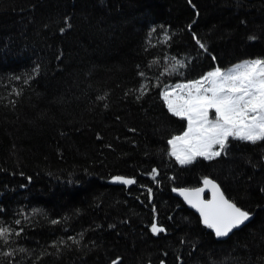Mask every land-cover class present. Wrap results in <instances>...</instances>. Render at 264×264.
Returning a JSON list of instances; mask_svg holds the SVG:
<instances>
[{"label": "trees", "instance_id": "1", "mask_svg": "<svg viewBox=\"0 0 264 264\" xmlns=\"http://www.w3.org/2000/svg\"><path fill=\"white\" fill-rule=\"evenodd\" d=\"M257 58L264 0H0V264H264V142L181 165L162 95ZM205 178L225 241L173 194Z\"/></svg>", "mask_w": 264, "mask_h": 264}, {"label": "snow or ice", "instance_id": "2", "mask_svg": "<svg viewBox=\"0 0 264 264\" xmlns=\"http://www.w3.org/2000/svg\"><path fill=\"white\" fill-rule=\"evenodd\" d=\"M162 95L169 111L187 120L188 130L169 141L171 154L181 165H190L197 157L211 160L220 156L230 137L251 144L264 142V59L246 61L227 72L216 68L201 79L166 89ZM213 110L215 116L210 119ZM217 145L219 150H214ZM114 182L131 185L135 180L118 176ZM204 184L212 188L211 201L200 198L203 189L181 190L180 195L200 212L203 223L217 237L228 236L250 220L251 214L225 199L217 184L207 178ZM152 231L158 234L164 229L153 225ZM11 234L12 230L0 226V240L7 243ZM113 264H119V260Z\"/></svg>", "mask_w": 264, "mask_h": 264}, {"label": "water", "instance_id": "3", "mask_svg": "<svg viewBox=\"0 0 264 264\" xmlns=\"http://www.w3.org/2000/svg\"><path fill=\"white\" fill-rule=\"evenodd\" d=\"M124 178H125V177H124ZM208 179L211 180V181H213L215 184H217V185L219 186V184H218L216 181H214L213 179H211V178H208ZM112 184H114V185H119V186H125V187H127V188H130V187L133 185V184H131V185H125V184H121V183H118V182H114V179L112 180ZM196 189H203V192L200 194V198H201L202 200H204L205 202H207V201H211V200H212V198H213L212 188H211L210 185L206 186V185L204 184V182H203L199 187H197V188H191V189H190V188L176 189V190L174 191L173 194H174L177 198H179V199H180V200H181V201H182V202H183V203H184V204H185L190 210H192L194 213H196V214L200 217V219H201V221H202V223H203V218H202L200 212H199L196 208L192 207V205L188 203V201L185 199L184 196L180 195L181 190H190V191H194V190H196ZM219 190H220V192L223 193L225 199H228L227 196L224 194V192H223V190L221 189L220 186H219ZM228 200H229V199H228ZM229 201H230V200H229ZM230 202H231V201H230ZM232 203H233V202H232ZM251 219H252V216H251L250 220H251ZM250 220H248L244 225H246ZM203 224H204V223H203ZM204 225H205V224H204ZM244 225H242V226L239 227V228L233 229V231L230 232L229 235L226 236V237H217V236L215 235L214 230L211 229V231L214 233V235H215V237L217 238V240H219V241H225V240L229 239L230 236H231L234 232L240 230ZM205 226H206V225H205ZM206 227H207V226H206Z\"/></svg>", "mask_w": 264, "mask_h": 264}, {"label": "rangeland", "instance_id": "4", "mask_svg": "<svg viewBox=\"0 0 264 264\" xmlns=\"http://www.w3.org/2000/svg\"><path fill=\"white\" fill-rule=\"evenodd\" d=\"M258 59V58H257ZM250 60H254V59H247V60H244V61H241V62H238V63H236V64H234V65H232V66H230V67H228V68H226V69H221L222 71H225V72H227V71H229V70H231V69H233L236 65H238V64H241V63H244V62H246V61H250ZM216 69V68H215ZM215 69H213V70H211V71H214ZM202 78V77H201ZM200 78V79H201ZM188 83V82H187ZM181 84H184V83H181ZM171 88H174V86H172V87H169L168 89H171ZM165 101V100H164ZM166 103V102H165ZM166 106H167V104H166ZM168 108V107H167ZM214 116H215V112H214V110L213 111H211L210 113H209V118L210 119H212V118H214ZM177 117V116H176ZM179 120H182V121H184L185 122V126H184V128L181 130V133L178 135V136H181V135H183V133L185 132V131H187L188 130V128H187V120H185V119H181L180 117H177ZM176 137V136H175ZM230 140H232V138L230 137L229 138V141H228V144H227V147L225 148V150L228 148V145H229V142H230ZM240 141V140H239ZM214 150H219V146L217 145V146H215V148H214ZM225 150L221 153V155L225 152ZM170 153H172V145L170 144ZM172 155V154H171ZM220 155V156H221ZM173 156V155H172ZM220 156H218V157H220ZM174 157V156H173ZM218 157H215V158H213V159H216V158H218ZM175 158V157H174ZM176 159V158H175ZM213 159H211V160H213ZM197 160H204V161H210V160H207V159H204L203 157H197L196 159H195V161H197ZM194 161V162H195ZM193 162V163H194Z\"/></svg>", "mask_w": 264, "mask_h": 264}]
</instances>
